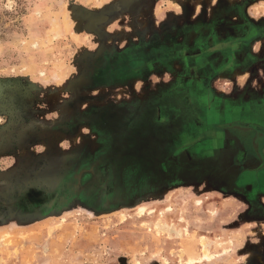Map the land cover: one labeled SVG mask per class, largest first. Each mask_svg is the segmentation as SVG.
Masks as SVG:
<instances>
[{"label": "rangeland", "instance_id": "obj_1", "mask_svg": "<svg viewBox=\"0 0 264 264\" xmlns=\"http://www.w3.org/2000/svg\"><path fill=\"white\" fill-rule=\"evenodd\" d=\"M232 1L0 0V264H264V95L164 52Z\"/></svg>", "mask_w": 264, "mask_h": 264}, {"label": "flooded vegetation", "instance_id": "obj_2", "mask_svg": "<svg viewBox=\"0 0 264 264\" xmlns=\"http://www.w3.org/2000/svg\"><path fill=\"white\" fill-rule=\"evenodd\" d=\"M261 1L233 0L230 3L222 2L212 8H216L215 11L218 12L229 8L228 13H232L231 17L234 16L233 22L223 25L220 23L216 25V22H211L206 30L197 31L196 35L194 32L197 26L194 25L192 28L188 25L190 29H193V32L188 29L181 37L177 32L173 34L177 43L173 42L171 47L164 50L165 55L170 57L166 61L170 60L171 66L173 64L175 66L177 63L179 74L186 73L195 80L194 82H199L198 84H188L186 87L188 92L197 91L198 96L203 93L208 99V102L205 103H213L220 98L213 86L214 78L227 76V78H234L232 80H235L237 75L249 73L251 74L249 77L252 79L257 76L258 72H264V18L255 19L250 16L249 11L250 8H259ZM202 8H208V6ZM211 14H214V11ZM174 28L178 29V26L175 25ZM179 38H181L180 41H178ZM258 42H261V45L259 50H256L255 44ZM145 60H147L146 57L134 58L128 63L134 65L133 68L130 67L129 78L144 75L148 67ZM163 64L166 65L167 62ZM108 74L109 71H107ZM102 75L105 76V74ZM235 87L230 94L231 97L236 98L244 95ZM248 89L247 83L245 90ZM221 96L226 97L225 95ZM208 179L205 181L208 184L213 182L224 185V182Z\"/></svg>", "mask_w": 264, "mask_h": 264}, {"label": "crops", "instance_id": "obj_3", "mask_svg": "<svg viewBox=\"0 0 264 264\" xmlns=\"http://www.w3.org/2000/svg\"><path fill=\"white\" fill-rule=\"evenodd\" d=\"M263 44V43H262ZM261 45V42H258L257 43V46H256V44H255V46H256V50H259V46ZM256 52V51H255ZM244 75V74H243ZM240 75H237L236 76V78H238ZM249 76L251 77V74H249ZM248 76V77H249ZM262 76H264V72L262 71V72H258L257 73V76L255 77V78H248L247 79V81L246 82H244V84L242 83L241 84V87H240V91H242L243 92V94H246L247 96H244V95H242V96H238V97H236V102L235 103H238L239 101L241 102V103H244V104H247V103H253V102H251V100L250 99H260L261 97H262V95H264V78H263V80L261 81V83H259L260 82V77H262ZM222 77V76H221ZM249 79H251V80H249ZM253 79H255V80H253ZM249 81V82H248ZM247 83H248V85H249V89L248 90H245V87L247 86ZM255 84H258L257 86H255ZM255 86V87H254ZM254 87V88H253ZM220 92V91H219ZM222 99L223 98H219V100L221 101L220 102V104L222 103ZM220 164H217V168H218V170H217V172H219L220 173V171L223 169L222 167H221V165L219 166ZM256 166H257V163H256ZM208 179V177L206 178V179H200L199 180V182H202V183H206L207 185H209V186H211L212 187V185L213 184H217V183H211V184H208L207 182H205L206 180ZM209 180V179H208ZM212 180V179H211ZM215 181H220V182H224L223 184L224 185H216L215 187L213 186L212 188H217V186H218V188H220V189H223V190H225V192H226V194H230V192L232 191L231 189L235 186V185H237L238 184V182H234V181H231V180H228L227 178H223V176H221L218 180H216L215 179ZM219 184V183H218ZM249 186H251L250 184H248ZM223 186V188H221ZM217 188V189H218ZM261 194V193H260Z\"/></svg>", "mask_w": 264, "mask_h": 264}, {"label": "bare ground", "instance_id": "obj_4", "mask_svg": "<svg viewBox=\"0 0 264 264\" xmlns=\"http://www.w3.org/2000/svg\"><path fill=\"white\" fill-rule=\"evenodd\" d=\"M144 211L143 208L140 209V213H142ZM203 257L204 258H210V255H206L205 253H203Z\"/></svg>", "mask_w": 264, "mask_h": 264}]
</instances>
